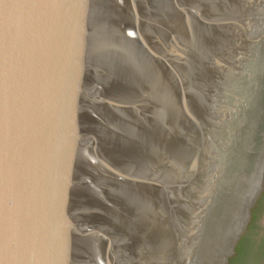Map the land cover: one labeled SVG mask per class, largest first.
Masks as SVG:
<instances>
[{
	"label": "water",
	"instance_id": "obj_1",
	"mask_svg": "<svg viewBox=\"0 0 264 264\" xmlns=\"http://www.w3.org/2000/svg\"><path fill=\"white\" fill-rule=\"evenodd\" d=\"M263 192L264 0H0V264H226Z\"/></svg>",
	"mask_w": 264,
	"mask_h": 264
},
{
	"label": "flooded vegetation",
	"instance_id": "obj_2",
	"mask_svg": "<svg viewBox=\"0 0 264 264\" xmlns=\"http://www.w3.org/2000/svg\"><path fill=\"white\" fill-rule=\"evenodd\" d=\"M263 207H264V192L260 197V200L258 201V204L255 208L253 219L249 225V228L251 227V224L255 221L257 216H259L258 214L260 213V211L258 210H260ZM226 264H264V243L260 246V248L254 250L247 232L239 242L234 255H232L228 259Z\"/></svg>",
	"mask_w": 264,
	"mask_h": 264
},
{
	"label": "snow or ice",
	"instance_id": "obj_3",
	"mask_svg": "<svg viewBox=\"0 0 264 264\" xmlns=\"http://www.w3.org/2000/svg\"><path fill=\"white\" fill-rule=\"evenodd\" d=\"M121 195L124 196L125 198L129 199V200L133 199L131 193H121Z\"/></svg>",
	"mask_w": 264,
	"mask_h": 264
},
{
	"label": "trees",
	"instance_id": "obj_4",
	"mask_svg": "<svg viewBox=\"0 0 264 264\" xmlns=\"http://www.w3.org/2000/svg\"><path fill=\"white\" fill-rule=\"evenodd\" d=\"M262 210V211H261ZM258 211H260V213L258 214V215H260L261 213H264V207L263 208H261L260 210H258Z\"/></svg>",
	"mask_w": 264,
	"mask_h": 264
}]
</instances>
